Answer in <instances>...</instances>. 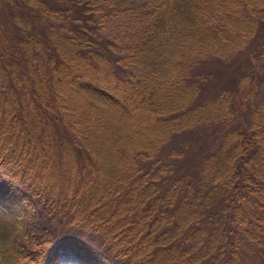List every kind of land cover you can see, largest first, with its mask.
<instances>
[{
	"label": "trees",
	"instance_id": "trees-1",
	"mask_svg": "<svg viewBox=\"0 0 264 264\" xmlns=\"http://www.w3.org/2000/svg\"><path fill=\"white\" fill-rule=\"evenodd\" d=\"M240 58L225 86L196 73ZM262 89L264 0H0L16 264H264ZM213 123L227 129L195 171L163 159Z\"/></svg>",
	"mask_w": 264,
	"mask_h": 264
},
{
	"label": "rangeland",
	"instance_id": "rangeland-1",
	"mask_svg": "<svg viewBox=\"0 0 264 264\" xmlns=\"http://www.w3.org/2000/svg\"><path fill=\"white\" fill-rule=\"evenodd\" d=\"M114 26L115 25L112 24L108 26L109 29H107V33L109 34L106 35V37L113 36L112 33H114V29H113ZM179 45H181V38H178V36H176L174 40V44L169 46V50L171 49L174 50L176 47L179 48L180 50ZM242 57H244V55ZM244 63H246V60L244 58H240L235 60V62H232L231 66H225L222 65V62H216L209 59V63L198 64V66L196 67L197 68L196 73L201 72L205 74L211 72L214 73V77L220 74L219 83L220 85L225 86L229 84L235 72H240L237 70L243 68ZM246 64L250 65L249 63ZM213 90L214 89L210 88L207 92L204 93L206 94L205 96L211 98V96L214 95L212 93ZM248 90L249 89H245L243 91V96L248 93L247 92ZM260 92L261 94H259L256 98L259 101H264V89H262ZM241 100L239 101V103L241 102ZM240 104L242 105L243 103L241 102ZM226 125L228 124L220 125L224 127L223 129H221L220 127L218 128V125L215 123H213L212 125H201L200 127H196L198 129L192 130L191 134H185V132L181 133L180 136H178L175 140H171L170 144L166 146L164 152L166 153L165 154L166 157H164L165 155H163V159H166L170 161V163H173L175 165L177 161L173 160L172 154L173 153L182 154L184 152L183 154L184 160L181 161V163L179 164L177 162V167L180 165L181 169L179 167L178 168L180 169L181 172L195 171V169L198 167L200 162L199 158L215 150V144H214L215 138L216 136H220L221 134H223V132L227 129ZM0 211H3L6 217L10 218L6 221H0V230H2L5 235L13 234L14 223H13L12 214L5 211L2 207H0ZM252 255L255 257L257 263L261 262V258H260L261 256L258 253L253 252ZM66 261L67 262L64 264H95L94 262L89 263L87 261L86 263H83L81 261L72 258L71 256H68Z\"/></svg>",
	"mask_w": 264,
	"mask_h": 264
},
{
	"label": "clouds",
	"instance_id": "clouds-1",
	"mask_svg": "<svg viewBox=\"0 0 264 264\" xmlns=\"http://www.w3.org/2000/svg\"><path fill=\"white\" fill-rule=\"evenodd\" d=\"M10 218L6 217L3 211H0V221H6ZM18 228L20 226H17ZM22 230V229H21ZM15 234L5 235L0 230V264H16V250L14 246Z\"/></svg>",
	"mask_w": 264,
	"mask_h": 264
},
{
	"label": "bare ground",
	"instance_id": "bare-ground-1",
	"mask_svg": "<svg viewBox=\"0 0 264 264\" xmlns=\"http://www.w3.org/2000/svg\"><path fill=\"white\" fill-rule=\"evenodd\" d=\"M44 57V56H43ZM46 57V56H45ZM45 59V58H44ZM47 59V58H46ZM217 150V149H216ZM166 184V183H165ZM231 217V216H230ZM231 220V219H230Z\"/></svg>",
	"mask_w": 264,
	"mask_h": 264
}]
</instances>
